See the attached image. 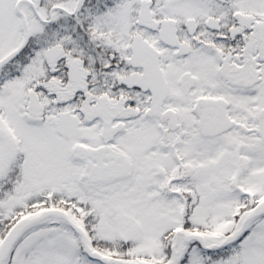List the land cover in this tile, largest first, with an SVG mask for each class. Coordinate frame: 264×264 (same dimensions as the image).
Returning a JSON list of instances; mask_svg holds the SVG:
<instances>
[{
	"label": "snow or ice",
	"instance_id": "6c2138e0",
	"mask_svg": "<svg viewBox=\"0 0 264 264\" xmlns=\"http://www.w3.org/2000/svg\"><path fill=\"white\" fill-rule=\"evenodd\" d=\"M0 264H264V0H0Z\"/></svg>",
	"mask_w": 264,
	"mask_h": 264
}]
</instances>
